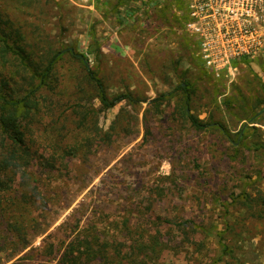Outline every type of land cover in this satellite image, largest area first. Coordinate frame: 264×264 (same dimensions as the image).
<instances>
[{
	"label": "rangeland",
	"instance_id": "rangeland-1",
	"mask_svg": "<svg viewBox=\"0 0 264 264\" xmlns=\"http://www.w3.org/2000/svg\"><path fill=\"white\" fill-rule=\"evenodd\" d=\"M99 3L111 12L124 0ZM94 7L26 0L19 8L0 0L16 44L27 52L31 45L71 47L88 57L109 99L130 96L103 109L81 65L65 54L57 92L43 94L58 103L53 120L60 115L47 128L69 144L77 133L91 143L63 162L28 136L36 152L30 189L37 186L48 199L20 209L26 227L18 234L7 222L19 208L12 197L25 187L16 184L0 198L2 264H61L67 244L91 232L128 254L159 237L164 247L151 264H264V51L214 69L187 30L188 0H160L143 30L155 37L148 46L137 40L141 56L133 60L96 43ZM180 84L191 94L188 108L179 100ZM184 109L209 126L192 127ZM220 238L233 244L230 257Z\"/></svg>",
	"mask_w": 264,
	"mask_h": 264
},
{
	"label": "trees",
	"instance_id": "trees-1",
	"mask_svg": "<svg viewBox=\"0 0 264 264\" xmlns=\"http://www.w3.org/2000/svg\"><path fill=\"white\" fill-rule=\"evenodd\" d=\"M5 3L20 8L25 5L26 0H5ZM2 14L4 13L0 9V198L5 197V194L9 193L16 184L25 187V193L19 195V198L17 195L12 197L16 199L19 208L13 212L15 216H12V219L7 222L10 230L16 229L18 234H21L23 233L21 228L26 227L24 222L26 219L22 216L20 209L25 208V205L39 206L41 197L48 199L36 188L37 186L30 189L29 166L34 153H36L31 150V144L36 141L41 148L51 146L50 149L54 152L52 157L61 156L64 162L67 157L74 156L81 146L91 143L89 136H78V133L75 134L73 131L72 134L77 136H71L74 141L69 144L66 136H61L58 132L55 135L47 128L50 123L59 120L60 115L57 114L56 119L53 120L52 115L56 113L58 103L53 102L47 98L46 94H43L46 90L57 92L60 83L57 65L63 61L65 54H68L71 59L81 65L83 77L98 91L97 96L103 109L110 108L123 99H129L130 96L119 94L109 99L102 80L89 65L88 57L83 53L76 52L71 47L54 50L52 45L46 48L31 45L30 51L27 52L24 45L16 44L12 39L13 26L9 24L10 18L7 13L4 14L7 16V20L4 22ZM35 51H39L42 55L38 58L30 55ZM186 86L187 84L179 85L182 90L179 100L188 108L191 94ZM168 95L173 96V93H163L160 97ZM184 116L190 125L198 130H203L209 126L208 123L188 113L186 109H184ZM49 119L51 120L49 121ZM80 128L85 130L84 120L80 121ZM28 136H31L35 141ZM95 137L106 139L103 136ZM105 137L108 138L107 134ZM54 163L56 160L51 161L50 166L52 168L55 167ZM27 189L28 192H26ZM12 203L15 201L12 200ZM247 209H250V206H247ZM167 222L175 223L180 227L173 220H167ZM227 228L229 235L235 236L233 226L230 224ZM182 231L185 239L189 241L188 234L184 230ZM104 235L101 237L95 232L86 235L79 234L65 247L60 263L151 264L150 262L164 247L160 243L159 237L152 236L151 242L145 244L139 252L128 254L121 252L116 247L112 248L107 240L103 241V238L106 237ZM219 243L224 255L230 257L233 252V244L225 243L222 238H220ZM0 264H2L1 260ZM11 264L28 263L17 260Z\"/></svg>",
	"mask_w": 264,
	"mask_h": 264
},
{
	"label": "built area",
	"instance_id": "built-area-1",
	"mask_svg": "<svg viewBox=\"0 0 264 264\" xmlns=\"http://www.w3.org/2000/svg\"><path fill=\"white\" fill-rule=\"evenodd\" d=\"M92 9L96 0H68ZM187 30L198 39L201 59L219 69L264 51V0H188Z\"/></svg>",
	"mask_w": 264,
	"mask_h": 264
},
{
	"label": "crops",
	"instance_id": "crops-1",
	"mask_svg": "<svg viewBox=\"0 0 264 264\" xmlns=\"http://www.w3.org/2000/svg\"><path fill=\"white\" fill-rule=\"evenodd\" d=\"M101 0H96L95 12L100 19L96 27V43L99 47L125 55L127 58L136 59L141 56L140 48L135 44H145L155 37L143 34L152 20V11L159 7L160 0H124L123 5L111 12L100 9ZM104 10V9H103Z\"/></svg>",
	"mask_w": 264,
	"mask_h": 264
}]
</instances>
